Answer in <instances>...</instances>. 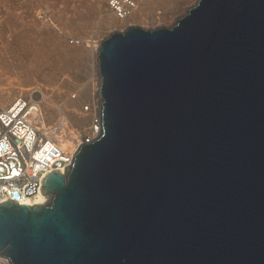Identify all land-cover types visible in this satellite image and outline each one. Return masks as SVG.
<instances>
[{
  "label": "water",
  "instance_id": "water-1",
  "mask_svg": "<svg viewBox=\"0 0 264 264\" xmlns=\"http://www.w3.org/2000/svg\"><path fill=\"white\" fill-rule=\"evenodd\" d=\"M99 131L0 202L10 264H264V0H196L98 44Z\"/></svg>",
  "mask_w": 264,
  "mask_h": 264
},
{
  "label": "rangeland",
  "instance_id": "rangeland-1",
  "mask_svg": "<svg viewBox=\"0 0 264 264\" xmlns=\"http://www.w3.org/2000/svg\"><path fill=\"white\" fill-rule=\"evenodd\" d=\"M106 1L0 0V79L24 90L33 88L38 81L56 104L67 85H73L70 95L77 100V90H86L89 80L98 79L93 65L96 58L85 54L83 42L98 47L109 34L129 26L146 30L170 28L196 2L134 0L136 11L121 23L107 15ZM18 97L43 104L39 94L31 99L22 93ZM80 103L84 112L82 107L88 103ZM48 107L52 109L50 104Z\"/></svg>",
  "mask_w": 264,
  "mask_h": 264
},
{
  "label": "built area",
  "instance_id": "built-area-1",
  "mask_svg": "<svg viewBox=\"0 0 264 264\" xmlns=\"http://www.w3.org/2000/svg\"><path fill=\"white\" fill-rule=\"evenodd\" d=\"M106 6L119 19L129 17L136 8L134 0H107ZM30 107L21 97L0 107V202L11 200L28 206L29 200L40 193L42 178L56 169L64 173L78 147L98 134L91 140L73 137L70 142L53 138L31 119ZM88 107L82 110L87 112ZM94 123L99 128V118ZM0 264L10 262L0 256Z\"/></svg>",
  "mask_w": 264,
  "mask_h": 264
},
{
  "label": "bare ground",
  "instance_id": "bare-ground-1",
  "mask_svg": "<svg viewBox=\"0 0 264 264\" xmlns=\"http://www.w3.org/2000/svg\"><path fill=\"white\" fill-rule=\"evenodd\" d=\"M136 9H134L132 13H134ZM107 11V15L110 18H115L118 22L122 23L123 19H126L116 18L111 11ZM82 46L83 51H85V54L88 55V57L92 58L94 55L96 58L98 48L96 44H90L89 41H85L82 43ZM93 65L94 68L97 69L96 60L95 62L93 61ZM96 77H98V73ZM67 86V90H65L61 100L56 104L50 100V95L47 93L46 88L38 83V81L35 82V86L33 88L24 90L20 87H10L2 79H0V107L5 106L10 101H14L16 99V95L20 93L25 94L30 99L33 95L39 94L41 101L43 102V104H41L42 106L35 105L29 100L30 105L33 106L30 107L31 119L37 120L36 122H38L39 126L41 128L43 127L44 130H47L51 137L60 138L64 142H70L73 137L77 138L78 136L88 137V139L91 140L99 131L97 124L94 123V120L99 118L98 112L100 101L99 94L97 92L99 77L97 80H89L88 88L86 90L83 91L81 88L77 90L81 96H79L77 100H72V95H70V91L73 90L74 86ZM80 100L88 103L89 107L87 112H82L80 110ZM48 104L52 106V109H49ZM47 198V196H43L39 193L33 199L29 200L28 205L43 204Z\"/></svg>",
  "mask_w": 264,
  "mask_h": 264
}]
</instances>
